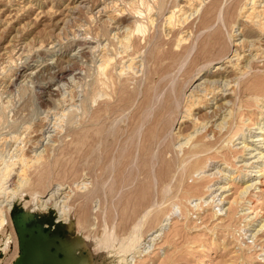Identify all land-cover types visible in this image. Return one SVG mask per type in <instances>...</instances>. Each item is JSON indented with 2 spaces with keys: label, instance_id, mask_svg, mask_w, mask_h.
<instances>
[{
  "label": "rangeland",
  "instance_id": "374dc122",
  "mask_svg": "<svg viewBox=\"0 0 264 264\" xmlns=\"http://www.w3.org/2000/svg\"><path fill=\"white\" fill-rule=\"evenodd\" d=\"M8 1L0 0V138L11 140L13 135H20L28 161L23 169L28 182L25 180L18 189L17 175H11L9 180L11 187L18 189L13 195L15 200L33 212H46L39 206L40 199L48 201L51 194H55L56 201L68 203L70 218L60 216L67 219L58 221L81 232L97 253L94 260L104 264H125L120 260L121 248L128 250V264H264V107L258 106L251 94L242 92L254 75L264 73V58L250 62L249 72L236 78L235 116L231 124H225L221 138L215 136L219 119L199 131L209 129L208 139L218 141L210 150L213 153H203L199 165L207 162L206 167L186 179L177 197L158 201L147 211L151 216L157 208H166L160 228L142 224L137 239L131 241L138 206L124 202L129 186L118 187L119 173H111L113 159L124 147L127 136L139 124L142 127L140 119L152 98L161 99L172 89L179 94L180 111L189 88L206 78L218 79L209 74L214 63L203 79L194 82L191 77L214 57L209 58L200 50L208 45L207 32L215 27L205 28L201 16L207 13L205 22L207 15H216L215 24L220 23L228 36L224 15L242 0H218L215 6H210L214 0H207L201 16L174 28L165 24L162 14L175 8L180 0H163V7L155 13L154 25L145 34L135 33L132 50L124 54H118V41L108 40L105 20L108 9L117 8L122 19L120 32L124 27H133L128 11L118 10L126 8L130 0H13L18 8L23 6L22 12L13 16L10 24L3 25L4 16L15 12V5L11 7ZM48 9L55 14L48 15ZM97 32H102L101 36ZM185 32L188 39L177 47L178 37ZM105 42L110 43L109 51L116 55L117 65L137 57L134 66L138 72H127L122 77L123 81L130 77L124 95H114L110 104L100 98L84 113L79 105L91 89ZM61 110L66 114L75 111L77 116L56 128L52 122ZM176 115L169 137L177 128L179 114ZM6 142L5 149L13 148L11 141ZM174 142L175 150L182 156L181 144ZM39 152L42 157L37 159ZM193 158L187 157L184 166ZM175 180L176 174L165 191L170 193ZM153 183L156 191L155 178ZM191 183L195 185L188 189L185 185ZM0 231L5 239L11 236L12 228L4 223ZM9 239L0 264L11 263L17 255L13 237Z\"/></svg>",
  "mask_w": 264,
  "mask_h": 264
},
{
  "label": "bare ground",
  "instance_id": "6f19581e",
  "mask_svg": "<svg viewBox=\"0 0 264 264\" xmlns=\"http://www.w3.org/2000/svg\"><path fill=\"white\" fill-rule=\"evenodd\" d=\"M130 1L131 2H129L128 5L125 4L127 5V7L124 6L126 8H118V10L121 12L126 10L128 11L129 15L134 21L133 27H124V30L120 32V30L122 29V19L120 17L121 14L116 12L117 8L112 10L108 9L107 19L105 20V25H107L106 32L108 34V40H115L119 43H117L120 48L118 54L127 53L133 47L132 41L135 33L145 34L149 30L150 26L154 25V23L156 22L155 13L158 10H161L164 5L163 0ZM206 3H208L207 0H180L175 8H173L169 12L167 10V14H162L165 16L164 22L169 28H174L176 26L182 27L183 25H185V23L189 22L190 18H198L199 15L201 16L200 13L206 6ZM217 3L218 0H214L212 3H210L212 4L210 6H215ZM8 4L11 5V7L15 5L13 0H9ZM22 5L20 4V7ZM18 7L19 6L15 5L13 9L11 8L12 12L15 11L12 13L13 15H10L9 12L8 15L6 14L4 16L3 20L1 21L3 25L10 24L9 22L14 17L16 18L18 16L19 11L23 9V6L21 8ZM24 7L28 8L30 7V5ZM229 9L230 10H227L226 13L224 12L225 15L223 19V23L228 30V36H226L220 23L217 25L215 24L218 20L216 15H213V13L207 15L209 17L205 22L203 21L207 13L201 16L203 18L202 25H204L205 28H209L213 25H215V27L207 32L208 36L206 43L208 44V47H202L200 48V50L202 53L206 54L207 57H214L210 58V61H207L208 67L207 65L204 67H207L204 72V68H202L194 76H191L195 80L194 82L201 80L204 74H208L210 66L214 63V66H212L214 70L210 71L209 74L218 76V79L206 78L204 80H201V82L195 85L194 88H189L183 100V106L181 110L179 108L180 111H177L179 104V102L177 104L179 94L176 93V91L173 92L172 89H168V91L161 99L154 100L152 98L150 102L147 101L148 108L145 110L146 112L143 111L142 118H139L140 123L141 120L143 121L142 127L139 124V126L134 129L129 136H127L128 139L126 140L124 147L119 153H117L115 159L112 158L114 160V166H111L113 168V170H111V173H116L115 175L119 173V175H117L118 178H120L118 187L127 189L125 187L129 186V189L126 191L127 196L124 202L130 204L129 201H131V204L138 206L139 210L133 221L135 222V232L130 235L132 242L133 240L137 239L138 236L136 233L142 224L144 226L146 223H148L150 225H148V227L155 225V228H160L159 226L163 224V217L167 214L166 208L163 207L161 209L157 208L154 214L152 213L151 216L150 214L147 215V211L151 207H153L156 202H165L167 200L169 201L170 198L176 196L179 187L181 185L184 186L183 183L188 180L187 178H190L192 175L197 174L199 171L203 170V168L206 167L207 162L204 166L199 165L201 160L203 159V153H208V151H210L218 141L216 139H208V135L210 133L209 129H206L205 131L203 130L202 133H199V131L208 126L210 122H216V120L219 119L220 121L217 124V131L215 132V136L220 137L225 132L223 131L225 124H231L233 117L235 116L234 100L236 97L234 98V95L237 90L235 85L236 78H238V76L240 75L242 77V75L249 72L250 62L255 60H258L259 62V59L261 60L264 58V0H242L239 1V3L235 6H230ZM48 10V15L55 14L54 10ZM0 13H2V9H0ZM101 33L97 32V35H100ZM187 37H189V35L187 36L186 32L185 34H181L178 37L176 46L179 47L180 44L184 42V40L188 39ZM108 44L110 43L105 42L100 49L98 64L95 71L96 73L93 77L94 79L91 85V89L86 92L83 101L79 105L81 106V109L84 113L88 111L90 105L92 106V104L97 102L100 98L107 99V102L109 103L112 99H114V95H124L127 86L126 82L130 80V77L126 78L125 81L122 80V77L129 72L136 74L135 72L137 69H135L136 67L134 66V59L137 57L129 58L126 61H123L122 64L117 65L114 62V57H116V55H111L114 53L109 51ZM8 46L9 45L5 46V49H7ZM201 71L203 72L202 74ZM114 77L117 79L118 85H116ZM182 85H180V87ZM180 90L181 88L179 89V91ZM242 92H244V94H251L250 96L255 100L256 104L258 106H262L263 108L264 73L261 72L260 74L254 75L253 78L250 79V82L244 86ZM246 103H249L248 99ZM108 108L105 110L106 112H108ZM176 114H179V117L177 118V128L173 132V137H169V132L172 129L171 123H173V119L176 118ZM75 116H77V112L75 111L66 114L61 110L60 112L55 113L54 121L52 122L53 125H51L59 128L63 122L72 121ZM1 117L2 116L0 115V119ZM143 125L146 126L143 127ZM133 127L131 126V128ZM10 138L11 140H8V138H0V228L4 223H9V225L11 226L12 233L11 236H8L13 237V241L16 245V251L14 252V254H17V238L13 231L9 212L12 206L15 203L19 202V200H17L18 202L15 200L13 195H15L16 192L18 193V189H20V186H23L24 181L27 179V175L23 173V169H25L24 165L27 164L28 161L25 154H23L22 146L20 145V140L22 139L20 135H13ZM6 141H11L13 148L5 149V145L3 144ZM174 141L181 144V149L183 151L182 156L178 154V150H175L172 144ZM214 153L218 154L216 151H214ZM41 154L42 153L39 152L38 155L40 156L36 155L39 158H37L36 156L35 157L37 159H40V157H42ZM187 157L194 158L184 166ZM13 174L17 175L19 184L18 189L16 186L11 187L12 182L9 184V180L11 178V175ZM175 174L176 180L175 183L173 182L174 184L171 186L169 193L167 190L165 191V187L169 183H172L171 181L174 178ZM153 178H155L157 183L156 191H154ZM195 183L198 184L197 181ZM25 185L27 184L25 183ZM194 185V183H191L189 185L186 184L185 186H187L189 189ZM115 195L116 194L112 196ZM54 197L55 194H51L48 201H43L42 199H40L39 206L42 208V210H48V208H52L55 211L56 221H58V218L60 216L62 217L68 215V218H70L69 215L71 214L69 212L71 209L68 210L66 206L68 203L65 205V201L62 200L63 203H61L60 200L56 201L58 199L55 200ZM50 199L51 203L49 202ZM23 200L25 201L24 198ZM53 200L55 201L53 202ZM49 203L52 205H50ZM162 213L163 216L161 215ZM63 219L67 218L64 217ZM9 237H5L4 239L0 236V255H4L7 253L10 244ZM132 242L130 244V248L134 247ZM121 249L122 250L120 251L122 257L120 258V260L125 264H128L129 259L125 258L128 250H124V248ZM4 259L5 258H1V260ZM131 262L132 261H130V263Z\"/></svg>",
  "mask_w": 264,
  "mask_h": 264
},
{
  "label": "water",
  "instance_id": "95a60500",
  "mask_svg": "<svg viewBox=\"0 0 264 264\" xmlns=\"http://www.w3.org/2000/svg\"><path fill=\"white\" fill-rule=\"evenodd\" d=\"M9 215L18 249L10 264H104L94 260L97 253L81 232L56 221L52 208L33 212L15 203Z\"/></svg>",
  "mask_w": 264,
  "mask_h": 264
}]
</instances>
